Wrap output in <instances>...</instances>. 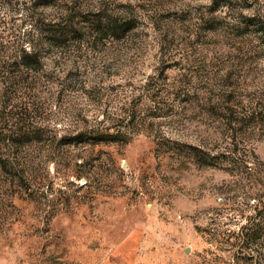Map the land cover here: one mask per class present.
Segmentation results:
<instances>
[{"label": "rangeland", "instance_id": "rangeland-1", "mask_svg": "<svg viewBox=\"0 0 264 264\" xmlns=\"http://www.w3.org/2000/svg\"><path fill=\"white\" fill-rule=\"evenodd\" d=\"M127 1L149 11L129 37L95 44L73 26L50 48L36 21L90 20L100 0H0V133L24 103L50 131L28 154L46 186L0 212V264H234L264 202V0ZM126 116L143 121L126 143L49 148L124 133Z\"/></svg>", "mask_w": 264, "mask_h": 264}, {"label": "trees", "instance_id": "trees-1", "mask_svg": "<svg viewBox=\"0 0 264 264\" xmlns=\"http://www.w3.org/2000/svg\"><path fill=\"white\" fill-rule=\"evenodd\" d=\"M101 6L96 9L98 11L93 14L90 20H82V16L76 15L68 17L65 24L44 21H36L34 25L38 32L43 33L48 38H42L43 42H48L50 48L59 47V45L67 41H76V39H67L75 32L73 26L77 30L93 37L92 43L103 45L107 38H116L121 41L130 36L137 27L147 19L148 12L144 5L139 1L135 3L127 0H100ZM229 0H211L212 8L226 6ZM112 5V7H110ZM79 9V8H78ZM71 10V9H70ZM151 10V9H150ZM74 19L79 21L73 23ZM85 27H80V25ZM58 28L53 30V28ZM24 43L33 45L36 40L32 33H27ZM58 43V44H57ZM57 44L58 46H56ZM71 47V45H67ZM66 48L65 46H63ZM19 57V63L15 66L26 69V73H33L35 67L39 66L36 61V54L33 52H23ZM14 66V64H9ZM9 76L8 80L12 84L13 79L19 75V71ZM23 73V72H21ZM24 95L26 96L30 88L24 87ZM29 105V106H28ZM33 104L24 103L19 107L20 111L11 110L7 113V121L0 133V212H4L7 208L13 209V198H23L21 193H27L33 188H44L46 185L42 179L36 181L35 169L28 154L30 150H34L38 145H45L46 137L50 133L47 128L39 125L36 121L34 110H30ZM30 110V111H29ZM34 111V112H33ZM120 128L126 130H116L110 132V129H85L72 135H66L60 139L52 137L49 148L52 150L54 146L68 145H97V144H115L119 142H127V136L132 134L137 127L143 125L142 119L126 116L121 119ZM134 122V123H133ZM137 126V127H136ZM18 127V128H16ZM136 128V129H135ZM132 131V132H131ZM3 132V133H2ZM55 139V141H54ZM57 140V141H56ZM55 142L57 143L55 145ZM190 150L199 152L196 147H190ZM197 156L200 163H205L204 159ZM254 214L248 219V222L240 228V236L234 246L238 251L234 254V264H264V202L258 201V205L253 209ZM6 214V213H5Z\"/></svg>", "mask_w": 264, "mask_h": 264}]
</instances>
